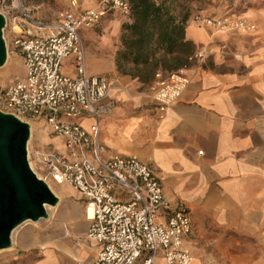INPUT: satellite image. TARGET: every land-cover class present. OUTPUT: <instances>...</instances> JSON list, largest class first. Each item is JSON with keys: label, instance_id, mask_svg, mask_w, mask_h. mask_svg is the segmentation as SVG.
<instances>
[{"label": "crops", "instance_id": "1", "mask_svg": "<svg viewBox=\"0 0 264 264\" xmlns=\"http://www.w3.org/2000/svg\"><path fill=\"white\" fill-rule=\"evenodd\" d=\"M97 1L76 0L74 8ZM63 2L70 8L71 0ZM118 15L110 13L96 26L104 21L117 34ZM258 22L253 34L187 24L186 38L210 53L189 71L190 82L162 117L148 98L153 78L148 84L149 77L119 72L114 46L99 52L86 44L87 73L115 78L113 106L101 122L106 154L134 155L151 164L169 203L189 209L192 230L184 242L193 254L189 264H264V21ZM93 28L80 29L86 43ZM63 67L74 75L70 58ZM79 121L88 126L91 119ZM41 134L45 143L63 149L60 139ZM58 187L67 192L56 191L60 202L51 219L15 237L16 264L94 261L99 246L85 238L83 200L70 185ZM152 264H166L162 251Z\"/></svg>", "mask_w": 264, "mask_h": 264}, {"label": "built area", "instance_id": "2", "mask_svg": "<svg viewBox=\"0 0 264 264\" xmlns=\"http://www.w3.org/2000/svg\"><path fill=\"white\" fill-rule=\"evenodd\" d=\"M157 1V0H155ZM57 12L52 19L36 15L23 0H0L5 17L3 37L10 51L22 60L24 76L0 86V110L40 128L56 144H28L33 171L50 186L70 185L81 197L89 226L88 241L99 246L92 263L152 264L162 251L166 264H189L193 254L185 245L191 233L189 209L164 197L151 164L134 155L106 154L101 122L111 112L115 78L86 70L81 28L95 27L106 15L126 17L130 0H98L94 6ZM73 7V8H72ZM217 30L254 28L244 19L197 15L194 21ZM8 35L11 38L7 37ZM204 46L188 56L176 70H157L148 87V98L159 117L175 103L190 82L189 71L208 54ZM71 59L74 75L64 72ZM194 61L195 65L190 66ZM90 117L84 126L79 119Z\"/></svg>", "mask_w": 264, "mask_h": 264}, {"label": "water", "instance_id": "3", "mask_svg": "<svg viewBox=\"0 0 264 264\" xmlns=\"http://www.w3.org/2000/svg\"><path fill=\"white\" fill-rule=\"evenodd\" d=\"M5 17L0 13V66L8 57L3 37ZM31 125L0 110V250L12 247V232L26 221L49 217L46 206H56L59 197L31 168L28 144Z\"/></svg>", "mask_w": 264, "mask_h": 264}, {"label": "rangeland", "instance_id": "4", "mask_svg": "<svg viewBox=\"0 0 264 264\" xmlns=\"http://www.w3.org/2000/svg\"><path fill=\"white\" fill-rule=\"evenodd\" d=\"M26 5L32 7L34 13L40 17L43 18H51L53 17L57 12L62 11L66 9L64 0H23ZM176 0L173 4V12L177 15L181 12H183L182 6H184L189 11V18L187 21V24L194 23L198 24L196 20L194 21V18H196L197 15L202 16H209V17H217V16H223V17H230L231 19H244L245 21L249 22L250 24L254 25V28L250 30L246 29H228V30H222V31H246L251 32V34L256 33L259 30V22L258 21H264V0ZM119 19V27L117 34H113V29L104 24V21L99 25L94 27L93 29L88 30L89 32L87 34V43L85 41V38H83V42L86 48V44H89L91 48L96 50L98 48L99 52H107L109 49H111L114 46V51L118 49V46L120 45V31H121V24L124 21H127L126 17L119 16L113 17ZM107 21V20H106ZM203 25V24H199ZM8 38H11L10 35H8ZM206 47L205 45H200V47ZM9 53H8V62L7 64L0 69V86L8 85L11 82H14L15 79L20 78L22 72H23V65L22 60L19 57V55L13 53L10 51L11 45H8ZM196 48V49H198ZM208 54L210 53V50L208 47ZM207 54V55H208ZM206 55V57H207ZM205 57V58H206ZM86 61H88L86 59ZM202 64V63H201ZM200 64V65H201ZM167 65H171V62H167ZM195 65V62H190V66ZM125 70L131 74H140L143 75L146 73L145 71H138L133 65L126 64ZM166 69L165 66L158 65L152 72H150L149 79L146 81V83L149 84V81L153 78L154 72H156L158 69ZM171 70V69H170ZM42 127V124L35 125L33 130L31 131V136L29 139V143L32 146H42L46 145L48 143H45V138H41L42 136V130L40 128ZM53 186V189L55 192H67V188L61 189L62 187H58L55 185ZM58 189V190H57ZM58 195V193H57ZM59 196V195H58ZM60 198L57 203V207L59 206ZM56 207V208H57ZM52 210L50 211V213ZM51 217L49 216L46 220H40L39 224L47 223ZM34 225L31 223H27L21 226L19 231L21 229L25 228H31ZM17 232V235L19 233ZM16 235V236H17ZM13 245V244H12ZM12 247L1 249L0 250V264H16L18 258H16L12 253Z\"/></svg>", "mask_w": 264, "mask_h": 264}, {"label": "trees", "instance_id": "5", "mask_svg": "<svg viewBox=\"0 0 264 264\" xmlns=\"http://www.w3.org/2000/svg\"><path fill=\"white\" fill-rule=\"evenodd\" d=\"M175 1L130 0V11L127 21L121 24L120 45L115 52L119 72L129 73L124 67L131 64L146 73L129 74L147 80L158 65L173 71L189 63L188 56L196 50L195 43L185 36L190 14L182 6L183 12L176 15L172 10Z\"/></svg>", "mask_w": 264, "mask_h": 264}, {"label": "bare ground", "instance_id": "6", "mask_svg": "<svg viewBox=\"0 0 264 264\" xmlns=\"http://www.w3.org/2000/svg\"><path fill=\"white\" fill-rule=\"evenodd\" d=\"M8 59H9V58H7L6 62H5L2 66H0V69L3 68V67L7 64ZM50 188H51V190L53 191V193H55V194L57 195V193H56L55 190L53 189V186H50ZM57 196H58V195H57ZM58 197H59V196H58ZM56 207H57V205H56V206H46L47 211L49 212V216H50V217H52V212L50 213V211H51V210L54 211V209H56ZM27 223H31V224H33V225L35 226V225H38L39 222L26 221V222L22 223L21 225H19L17 228H15V229L13 230V232H12V241H13V242H14V239H15V237H16V235H17V232L19 231V229L21 228V226L24 225V224H27Z\"/></svg>", "mask_w": 264, "mask_h": 264}]
</instances>
